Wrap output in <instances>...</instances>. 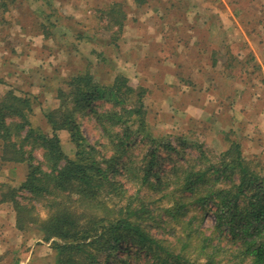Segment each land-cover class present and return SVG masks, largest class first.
I'll return each mask as SVG.
<instances>
[{"label": "rangeland", "instance_id": "rangeland-1", "mask_svg": "<svg viewBox=\"0 0 264 264\" xmlns=\"http://www.w3.org/2000/svg\"><path fill=\"white\" fill-rule=\"evenodd\" d=\"M86 74L106 86L124 77L142 93L145 134L174 148L159 146V175L175 166L197 170L216 164L231 142L264 173V0H0V102L10 95L28 99L30 124L50 135L45 113L61 105L58 90L67 91L70 78ZM132 104L137 106L135 98L127 106ZM92 105L98 113L118 109L103 100ZM94 115L90 108L75 112L87 142L105 143ZM131 118L136 129L138 121ZM58 136L62 150L73 157L70 133L61 130ZM147 148L136 146L132 159L139 160ZM32 154L33 161L43 162L40 147ZM27 167L28 162L0 160V200L7 188L20 185ZM116 178L126 195L135 193L132 182ZM140 193L145 198L134 206L143 202L149 212L139 222L154 237L174 243L160 209L174 195ZM27 196L17 194L24 203ZM107 199L116 209L127 202L112 194ZM34 204V216L44 219L45 209ZM205 217V227L211 226L213 216ZM37 227L14 233L0 226V264H55L53 243ZM146 259L138 253L132 261Z\"/></svg>", "mask_w": 264, "mask_h": 264}, {"label": "trees", "instance_id": "trees-1", "mask_svg": "<svg viewBox=\"0 0 264 264\" xmlns=\"http://www.w3.org/2000/svg\"><path fill=\"white\" fill-rule=\"evenodd\" d=\"M66 86L67 91L58 90L61 105L45 113L50 135L30 124L28 99L10 95L0 102V159L28 162L20 185L1 193V202L12 204L18 230L37 224L43 239L53 243L55 264H136L132 260L138 253L147 256L144 264H264V173L242 157L237 142H231L216 164L197 170L194 165L175 166L159 175V146L174 148L145 134L140 91L121 76L106 86L90 74L78 75ZM134 98L137 106H127ZM97 100L118 109L98 113L92 105ZM86 108L95 114L105 143L90 144L82 136L75 112ZM131 117L138 121L136 129L129 125ZM61 130L70 133L76 146L73 157L62 150ZM141 143L149 148L133 160L132 150ZM36 147L43 151V162L33 161ZM117 175L135 185L133 195H126ZM142 190L174 195L170 205L160 208L174 243L154 237L142 225L149 208L143 202L138 209L134 206L145 198ZM19 192L27 193L26 203L17 198ZM111 194L127 202L113 208L107 199ZM34 203L45 209L44 219L34 216ZM209 212L213 222L205 227Z\"/></svg>", "mask_w": 264, "mask_h": 264}, {"label": "crops", "instance_id": "crops-1", "mask_svg": "<svg viewBox=\"0 0 264 264\" xmlns=\"http://www.w3.org/2000/svg\"><path fill=\"white\" fill-rule=\"evenodd\" d=\"M140 2L141 0H136ZM257 61H259L257 59ZM264 75V74H263ZM1 160V159H0ZM1 204H5L4 207H6V210L3 212V215H0V226H3L4 229L11 230L12 232H19V230L15 226V213L12 210L11 207H9L8 202H1L0 200V206Z\"/></svg>", "mask_w": 264, "mask_h": 264}]
</instances>
